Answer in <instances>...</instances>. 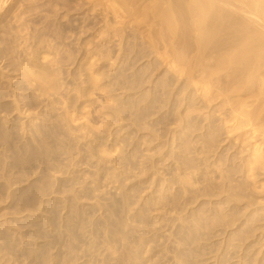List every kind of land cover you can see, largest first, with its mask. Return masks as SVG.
Segmentation results:
<instances>
[{
    "label": "rangeland",
    "instance_id": "obj_1",
    "mask_svg": "<svg viewBox=\"0 0 264 264\" xmlns=\"http://www.w3.org/2000/svg\"><path fill=\"white\" fill-rule=\"evenodd\" d=\"M91 1L0 12V264H264L262 139L232 131L264 101L226 36L204 49L165 0Z\"/></svg>",
    "mask_w": 264,
    "mask_h": 264
},
{
    "label": "bare ground",
    "instance_id": "obj_2",
    "mask_svg": "<svg viewBox=\"0 0 264 264\" xmlns=\"http://www.w3.org/2000/svg\"><path fill=\"white\" fill-rule=\"evenodd\" d=\"M92 1L94 2L95 0H92ZM96 1H95V3H96ZM127 1H129V0H127ZM131 1H133V0H131ZM159 1H161V3H162V1L164 2V0H159ZM6 2H7V0H0V12L5 9ZM117 2H118V0H117ZM122 2H124V0ZM143 2H144V0H143ZM165 2L168 3L166 5L167 9H169V7H173L172 10H174L173 12H171V14L169 12V11H171V8H170L169 11H167L166 14H168V12H169V14L171 16H169V15L166 16L164 14L166 19L170 18V20H167L168 22H170V25L173 22H175L174 19H173V17L175 16L174 12L177 13V11H179V10H180V12H179L180 14L177 13L178 15H181V14L183 15V13H181V12L185 11V9L187 8L188 10H186V11H188L189 17H190L191 13L193 14V15L191 14V16H193L194 18H195V16H196V18H198L197 16H199V18L195 19V21L196 20L200 21V23H198V21H196V22H197V25H198L197 28L201 29L200 31L202 32L203 40L202 39L200 40L201 34H199L200 38H198V39L200 41L197 40V43H199V42L202 43V41H203V43H204V41L205 42L208 41L209 43H212V42H210L211 37H213L214 35H217V34L220 35V36L222 35L223 37L226 36L225 38H223L222 36L218 37V35L216 37L214 36V38H216V40L214 38H212V41H215V42L216 41L219 42V40L221 38H223L222 42L220 41L221 44H223V45H221L222 47L220 46V43H214L213 42V44H215V46H216V44L217 45L219 44L215 48L217 51L218 50L220 51L222 49L221 51H223L224 54H226V55L223 56L221 62H225V63L230 64L231 66H233V69H234L235 73L237 71L238 72V76H241L243 78V80L245 81V83H247V84L248 83H255L258 86L257 90H259L260 91L259 93L261 94V95H259V97L262 96L263 97L262 100L264 101V96H263L264 95V0H189V1L187 0L186 2L185 1L182 2V0H165ZM127 3L128 2H126L125 4H127ZM129 3H130V1H129ZM134 3H135V1H134ZM155 3H154V6L156 5ZM97 4H99V3H97ZM111 4L114 5L115 2H113ZM111 4L110 5L107 4V5H109L108 7H111L112 6ZM118 4H120V3H118ZM131 4H133V3H131ZM129 5H124V6L130 7ZM140 5H142V4H140ZM160 5L161 4H159V5L157 4V6L159 8H160ZM95 6H96V4H95ZM116 6H118V5H116ZM131 6H133V5H131ZM179 6H182L183 7L182 9H184V10H181V8L177 9V7H179ZM118 7H120V6H118ZM137 7H138V5H137ZM122 8H124V7H122ZM133 8H135V7H133ZM157 8H156V10H159ZM175 8H176V10H175ZM161 9H162V6H161ZM189 11H190V14H189ZM172 13H173V15H172ZM177 14H176V16H177ZM171 19L173 20V22H171ZM172 25H174V24H172ZM219 33H221V34H219ZM217 38H220V39L218 40ZM225 41H227V45H229V46L224 45ZM206 43H204L205 44L204 45V49H205V47L209 46V45L206 46ZM223 46H225V47L227 46L226 48L231 47L232 52H231L230 49H228V50H230L229 52H231V53H228L227 49L225 47H223ZM1 47H0V54L4 50V48L2 49ZM223 48L226 50V53H225V50H223ZM212 49H214V46L212 47ZM213 52L216 53L215 51H213ZM3 57H5V56H3ZM1 58H2V56L0 55V60L4 59V58L3 59H1ZM210 59H211V57H210ZM214 61H212V62H214ZM27 62L29 63V65H31L30 64L31 62H29V60ZM28 63H26V64L24 63L23 66L28 65ZM225 63H224V65H225ZM33 65L32 66H28L29 68L32 67V69L29 70L31 72V76L33 75V72H34L35 76H36V74H39L42 78L46 77L43 70L39 71V72L38 71L37 72L34 71L35 70L34 67H38L37 66V65H39L38 63L35 64L34 66ZM215 65H216V63H215ZM219 65L220 64H217V66H219ZM220 66H222V63H221ZM226 66H224V67H226ZM227 67H229V65ZM26 69H27V67H26ZM29 71H27V72H29ZM24 74L27 75L26 70H25ZM233 75H234V73H233ZM23 76L25 77V75H23ZM235 77H236V75H235ZM35 79H36V77H35ZM239 80H241V78ZM238 83H239V81H238ZM232 84H233V82H232ZM239 85L241 86V84H239ZM224 87H222V88H224ZM255 90H256V88H255ZM0 93H1V91H0ZM240 93H242V92L240 91ZM240 93H239V95H240ZM229 95H228V97H229ZM0 96L2 97V93H1ZM245 96H247V95H245ZM0 100H1V98H0ZM241 100H240L241 101L240 103L238 102L239 105L236 102V104L238 106L235 105V107L232 108L233 109V118L236 120V126H235V128L232 127L233 128L232 131L234 133L235 130L236 131L239 130L240 134L238 133V135H251V137H254V138L255 137H260L262 139V141L260 140L261 143H260L259 146H257V144L256 145L253 144L254 145L253 146V150L254 151L256 150V152H253L254 156H255V160L253 159L254 162L252 161L254 163V164H252V166H253V165H255V162H262V160H264V152L261 151L264 148V146H263V144H264V114L263 113L264 112L262 113L263 116H260V113H259L258 109L261 106H258L259 104H257V107L255 106L256 108L249 109L248 106H250V105H248L246 103L245 98L241 99ZM1 104H0V106H1ZM1 108H2V106H1ZM234 122L235 121H233V123ZM246 137H243V140ZM248 139H249V142H250L251 139L249 138V136H248ZM246 141H247V138H246ZM262 146H263V148H262ZM251 156H252V154H251Z\"/></svg>",
    "mask_w": 264,
    "mask_h": 264
}]
</instances>
